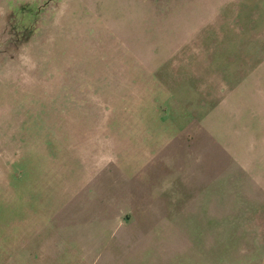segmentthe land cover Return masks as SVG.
Segmentation results:
<instances>
[{
  "label": "rangeland",
  "instance_id": "374dc122",
  "mask_svg": "<svg viewBox=\"0 0 264 264\" xmlns=\"http://www.w3.org/2000/svg\"><path fill=\"white\" fill-rule=\"evenodd\" d=\"M0 264H264V0H0Z\"/></svg>",
  "mask_w": 264,
  "mask_h": 264
},
{
  "label": "crops",
  "instance_id": "0c3cea01",
  "mask_svg": "<svg viewBox=\"0 0 264 264\" xmlns=\"http://www.w3.org/2000/svg\"><path fill=\"white\" fill-rule=\"evenodd\" d=\"M193 52H195V51L189 50V53H193ZM190 57H191V55H190ZM191 59H194V57L190 58L189 62L184 63L183 66H186L187 64L188 65L192 64V63H190L192 61ZM193 69H194L193 71H197L195 68H193ZM193 71H191L190 75H188V76L187 75L184 76V73H180V74L174 73L173 77H171V76L169 77V78H171V80L166 81L167 82L166 84L170 85L172 83V81H174V84L177 85L175 90H172V89L170 90L171 92L173 91V92H177V93L179 92V93L183 94L182 100H179V102L176 105V108L179 110L180 116L184 119L183 124L185 126V129L182 131V133L186 132L187 129L190 131V128H189L190 124L189 123L192 122V118H196L197 116L209 117L212 114L211 111L214 108L216 110L220 111V113H221L220 108H218L219 105H216V107H214V104L209 103L204 99V97H203L204 92L200 88L201 84H193V80L196 79V78H192ZM185 74H187V73H185ZM172 78H175V80ZM159 86L160 85H158V90L162 89ZM184 87H187L188 89H183ZM176 89H178V90H176ZM177 93H175V94H177ZM188 98H191L190 100H193L194 103L192 104L191 102L190 103L187 102ZM210 105H212V107ZM189 106H193L192 109H190V112H188V111L184 112V109L187 110V108ZM191 110H193V112H191ZM188 120H189V122H188ZM177 137H173V140L175 139L174 141H176ZM148 155H151L153 158L155 156V154L153 152H148L147 154H145L144 161L142 160V162H141V168H145V166L148 165L150 163V161L152 160V157L148 158Z\"/></svg>",
  "mask_w": 264,
  "mask_h": 264
}]
</instances>
